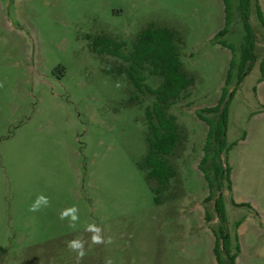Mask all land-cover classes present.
<instances>
[{"label":"rangeland","instance_id":"374dc122","mask_svg":"<svg viewBox=\"0 0 264 264\" xmlns=\"http://www.w3.org/2000/svg\"><path fill=\"white\" fill-rule=\"evenodd\" d=\"M228 3L231 23L216 39L223 0H0V264H75L66 243L89 240L84 226L92 222L113 243L89 242L81 264H216L210 230L218 220L197 167L208 127L197 114L217 104L232 57L226 139L237 144L229 152L232 190L223 191L227 226L233 237L243 219L238 264H264V27L252 1L256 61L238 84L244 30L239 0ZM259 5L264 15V0ZM150 23L176 31L181 61L195 78L170 108L187 139L171 158L174 198L162 205L136 165L147 149L144 111L153 98L118 73L122 60L90 48L103 35L125 42L128 53ZM144 75L158 85L148 69ZM38 195L51 207L31 213ZM73 205L76 231L58 219Z\"/></svg>","mask_w":264,"mask_h":264},{"label":"trees","instance_id":"16d2710c","mask_svg":"<svg viewBox=\"0 0 264 264\" xmlns=\"http://www.w3.org/2000/svg\"><path fill=\"white\" fill-rule=\"evenodd\" d=\"M254 1L256 16L264 27V15L259 5V0H239L238 9L244 30L243 42L240 50L238 64V84L250 71L255 58V33L249 21L251 5ZM225 5V25L218 31L214 38L224 36L231 23L230 6L228 0H223ZM217 43L226 47L234 54V48L222 40ZM179 40L176 31L167 26L148 24L140 30L130 47L128 53L122 48L125 42H117L108 36H96L90 41V48L96 54H107L123 61L124 72L136 91L153 98L151 105L144 111L146 152L137 162V168L144 173L145 180L150 185L153 201L156 205H162L165 201L174 198L171 188L172 182L177 177V172L171 164V158L182 149L187 139L186 130L181 127L176 117L170 112V108L178 99L194 84V75L188 72L180 58ZM235 66L234 58L230 60L226 80L222 88L220 98L213 107L203 108L197 116L207 125L203 156L198 163V169L202 172L207 183L208 195L204 202L213 201V211L217 217L218 225L211 227L214 236L213 255L216 264H236L240 253V244L237 230L243 219L236 221L233 237L227 226V214L223 191L232 190L231 166L229 164V152L237 142L228 143L226 139L228 108L233 97L234 90L229 92L232 71ZM148 69L152 76H157L160 81L156 87L146 83L144 71ZM261 76L258 83L264 80V59L260 62ZM106 73L115 76L114 71L106 70ZM116 77V76H115ZM138 95L131 98L137 100ZM202 113L213 114L212 117ZM244 138V135L242 139ZM165 193H168L166 198ZM236 207L251 206L247 203H236ZM212 216L205 211V220L211 221Z\"/></svg>","mask_w":264,"mask_h":264},{"label":"clouds","instance_id":"9594fccd","mask_svg":"<svg viewBox=\"0 0 264 264\" xmlns=\"http://www.w3.org/2000/svg\"><path fill=\"white\" fill-rule=\"evenodd\" d=\"M4 85L0 82V88ZM120 87V84L116 85ZM51 207V201L49 197L45 195H38L36 199L28 207V211L31 213H37L43 209ZM58 219L60 221H67V226L72 231H76L80 223L79 208L75 205L63 209ZM84 231L89 234V240H85L82 237L73 238L66 243V247L70 252L75 253V264H81L84 258L87 256L86 244L91 245H111L113 240L111 237H105L103 235V229L95 222L88 223L84 226ZM104 264H113L111 258H105Z\"/></svg>","mask_w":264,"mask_h":264},{"label":"crops","instance_id":"0c3cea01","mask_svg":"<svg viewBox=\"0 0 264 264\" xmlns=\"http://www.w3.org/2000/svg\"><path fill=\"white\" fill-rule=\"evenodd\" d=\"M262 83H264V80L262 81V82H259V84H262ZM260 113H263L264 112V108L262 109V110H260L259 111ZM200 208L202 209V206L200 205ZM243 224V222L240 224V226H239V228L238 229H240V227H241V225ZM208 230H210V229H208ZM211 231V230H210ZM211 233H212V231H211ZM213 235V234H212ZM213 245H214V236H213ZM212 249H213V247H212ZM236 264H238V257H237V259H236Z\"/></svg>","mask_w":264,"mask_h":264}]
</instances>
